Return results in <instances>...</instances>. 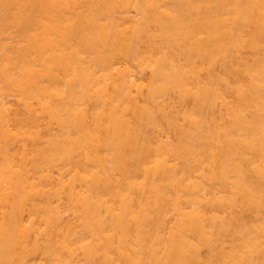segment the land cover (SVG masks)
Listing matches in <instances>:
<instances>
[{"label":"bare ground","instance_id":"6f19581e","mask_svg":"<svg viewBox=\"0 0 264 264\" xmlns=\"http://www.w3.org/2000/svg\"><path fill=\"white\" fill-rule=\"evenodd\" d=\"M0 264H264V0H0Z\"/></svg>","mask_w":264,"mask_h":264}]
</instances>
